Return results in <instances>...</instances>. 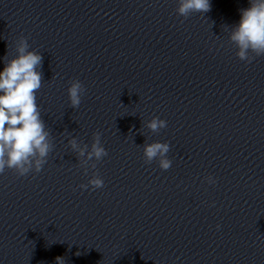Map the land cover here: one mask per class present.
<instances>
[{
  "label": "water",
  "instance_id": "obj_1",
  "mask_svg": "<svg viewBox=\"0 0 264 264\" xmlns=\"http://www.w3.org/2000/svg\"><path fill=\"white\" fill-rule=\"evenodd\" d=\"M178 2L0 0V71L21 36L42 55L53 143L39 173L0 174V264H264V55L229 39L249 0L187 18ZM96 132L108 155L85 174L68 141ZM152 142L168 170L145 162ZM97 171L104 187L81 189Z\"/></svg>",
  "mask_w": 264,
  "mask_h": 264
},
{
  "label": "clouds",
  "instance_id": "obj_2",
  "mask_svg": "<svg viewBox=\"0 0 264 264\" xmlns=\"http://www.w3.org/2000/svg\"><path fill=\"white\" fill-rule=\"evenodd\" d=\"M249 4V7L240 10V20L230 27L229 33L230 42L237 48V57L248 63L254 57L264 55V0H249ZM210 10L209 0H179L176 9L178 15L185 18L194 12L207 13ZM16 52L17 55L7 60L3 71H0V174L11 169L18 176H26L42 170L53 150V143L36 97L44 81L39 70L43 57L39 52L29 50L27 39L23 36L17 42ZM67 91L70 107L78 108L86 91L83 84L74 79ZM166 126L167 122L159 117H153L146 124L152 132H159ZM68 143L77 156L83 158L80 162L85 167V174L90 161L99 162L108 155L99 132L94 133L90 150L87 144L81 146L76 138ZM169 151L167 142L143 145L145 162L158 160L163 170L172 165L167 158ZM95 162L90 165L93 169L96 168ZM206 179L210 184L215 183L211 176ZM89 186L93 190L104 187V180L98 171L86 184L79 185L81 189H88ZM56 264H64L63 258L57 257Z\"/></svg>",
  "mask_w": 264,
  "mask_h": 264
}]
</instances>
